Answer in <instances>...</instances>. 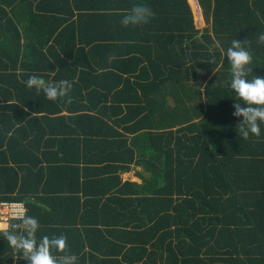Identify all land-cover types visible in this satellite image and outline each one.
Here are the masks:
<instances>
[{
  "label": "trees",
  "instance_id": "16d2710c",
  "mask_svg": "<svg viewBox=\"0 0 264 264\" xmlns=\"http://www.w3.org/2000/svg\"><path fill=\"white\" fill-rule=\"evenodd\" d=\"M136 4L154 16L123 26ZM259 32L264 0H0V203L76 264H264V132L238 136L226 58L246 40L264 76Z\"/></svg>",
  "mask_w": 264,
  "mask_h": 264
},
{
  "label": "clouds",
  "instance_id": "9594fccd",
  "mask_svg": "<svg viewBox=\"0 0 264 264\" xmlns=\"http://www.w3.org/2000/svg\"><path fill=\"white\" fill-rule=\"evenodd\" d=\"M154 16V12L147 4L132 6L121 19L125 27L147 23ZM259 43H264V32L257 34ZM246 41V40H245ZM245 41L233 39L226 50V58L231 65L230 88L238 99L233 103V116L242 118L239 125V137L249 139L251 136H261L264 129V76L253 75L248 79V68L253 57ZM26 86L43 92L49 100L55 101L65 97L72 89L68 80L49 81L41 75H31ZM15 219L18 222H0V237L7 241L13 253L19 254V259L25 264H76L77 257L73 254L57 255L67 248V237L63 234L57 236H41L37 238L40 229L39 220L32 215L22 214Z\"/></svg>",
  "mask_w": 264,
  "mask_h": 264
},
{
  "label": "built area",
  "instance_id": "2783aa9c",
  "mask_svg": "<svg viewBox=\"0 0 264 264\" xmlns=\"http://www.w3.org/2000/svg\"><path fill=\"white\" fill-rule=\"evenodd\" d=\"M27 206L23 202H1L0 203V222H8L26 214Z\"/></svg>",
  "mask_w": 264,
  "mask_h": 264
},
{
  "label": "crops",
  "instance_id": "0c3cea01",
  "mask_svg": "<svg viewBox=\"0 0 264 264\" xmlns=\"http://www.w3.org/2000/svg\"><path fill=\"white\" fill-rule=\"evenodd\" d=\"M134 170H135V169L133 168L131 171H134ZM131 171H130V172H127V173H124V174H121L123 180H130V181H134V182H138V183H140L141 180L138 179V178L135 176V173H134V176L130 175ZM128 175H129V177H128Z\"/></svg>",
  "mask_w": 264,
  "mask_h": 264
},
{
  "label": "rangeland",
  "instance_id": "374dc122",
  "mask_svg": "<svg viewBox=\"0 0 264 264\" xmlns=\"http://www.w3.org/2000/svg\"><path fill=\"white\" fill-rule=\"evenodd\" d=\"M135 170L134 171H131L130 175L134 176V173L136 172V170H138L139 168H134ZM129 177V175H128Z\"/></svg>",
  "mask_w": 264,
  "mask_h": 264
}]
</instances>
